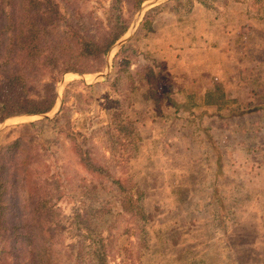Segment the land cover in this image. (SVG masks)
Here are the masks:
<instances>
[{
  "label": "rangeland",
  "instance_id": "1",
  "mask_svg": "<svg viewBox=\"0 0 264 264\" xmlns=\"http://www.w3.org/2000/svg\"><path fill=\"white\" fill-rule=\"evenodd\" d=\"M55 1L67 19L81 25L90 14L105 22L112 3ZM175 1H146L134 15L126 36L107 55L103 72L65 74L57 85L58 98L48 117L7 119L0 124V145L21 137L26 129L21 126L31 123L41 126L34 131L40 132L38 135L30 134L32 138L51 141L57 135L56 126L63 124L56 118L63 106L68 108L66 114L75 131L91 133L105 126L108 101L102 97L107 95L112 100L117 94L110 88H97L88 94L87 87L111 79L120 49L133 43L143 21H155L152 29L138 39L141 53L157 63L156 69L168 78L177 100L193 95L199 106L194 115L179 112L175 116L174 109L149 97L147 88L136 92L132 115L141 143L128 172L140 195L133 187L129 193L140 198L152 220L147 224L144 245L137 244L133 235H122L133 225L128 217L112 219L105 225L101 236L111 235L118 250L107 262L264 264V114L255 110L229 118L223 111L264 105V0L225 5L221 0L209 8L198 5L194 10L192 1L185 0L177 13L171 12ZM215 90L218 94L222 90L226 96V105L217 114L219 106L205 105V96ZM98 134L100 131L95 140L100 147ZM50 151L49 159L37 168L58 184L60 196L54 200L59 211L57 258L79 264L78 247L83 237L79 236L75 214L82 210V193L77 189L81 179L89 182L92 177L78 162L66 138ZM102 152L98 153L100 159L114 158ZM114 172L126 176L124 171ZM111 195L104 192L100 198ZM91 245L88 238L85 259L80 264H90ZM68 246L70 249H65Z\"/></svg>",
  "mask_w": 264,
  "mask_h": 264
},
{
  "label": "trees",
  "instance_id": "2",
  "mask_svg": "<svg viewBox=\"0 0 264 264\" xmlns=\"http://www.w3.org/2000/svg\"><path fill=\"white\" fill-rule=\"evenodd\" d=\"M146 1L149 0H112L105 22L90 14L81 25L67 19L55 0H0V124L12 117L51 112L58 98L57 85L65 74L103 72L107 55L129 31L134 15ZM190 1L193 10L198 5L209 8L221 2ZM222 1L225 5L239 0ZM184 2L176 0L171 12L177 13V7ZM150 16L147 14L146 20ZM154 22L143 21L133 43L128 42L120 49L111 79L87 87L88 94L97 88H110L117 94L112 100L107 95L102 97L108 101L105 126L91 133L75 131L70 126V115L66 114L68 108L63 106L56 117L63 124L56 126L57 135L51 141L32 138L30 134L41 126L31 123L21 126L26 128L21 137L0 145V264H71L67 259L57 258L59 211L54 204L60 196L57 181L37 168L49 159L50 149L63 138L68 140L78 162L92 177L89 182L81 179L77 189L82 193V210L76 212L75 224L79 236L83 237L78 247L82 261L77 263L84 262L88 238L93 247L87 259L90 264H108L109 256L116 255L118 250L115 251L111 235L101 236L103 227L112 223V219L128 217L133 225L122 235L127 238L133 235L137 244H147V224L152 217L140 198L135 199L129 193L133 187L140 195L137 183L128 172L141 143L132 115L134 96L147 88L149 97L174 109L175 116L179 112L194 115L199 106L193 95L177 100L168 78L156 69L157 63L141 53L138 39L152 29ZM218 92L215 90L205 96V105L219 106L215 114L226 105L224 92ZM255 110L264 114V105L243 111L232 108L223 111L225 117L232 118ZM37 131L34 133L38 135ZM98 131L101 148L95 140ZM99 148L102 153L113 154L114 158L100 159ZM115 169L124 171L126 176H117ZM102 192L112 193V198L101 199ZM117 209L121 212L117 213ZM70 251H67L69 257Z\"/></svg>",
  "mask_w": 264,
  "mask_h": 264
},
{
  "label": "water",
  "instance_id": "3",
  "mask_svg": "<svg viewBox=\"0 0 264 264\" xmlns=\"http://www.w3.org/2000/svg\"><path fill=\"white\" fill-rule=\"evenodd\" d=\"M126 36V35H125ZM125 42V41H124ZM123 42V43H124ZM122 45V44H121ZM103 79H105L106 78V75H103V77H102ZM37 117H40V118H47L48 116L46 115V114H43V115H38Z\"/></svg>",
  "mask_w": 264,
  "mask_h": 264
}]
</instances>
